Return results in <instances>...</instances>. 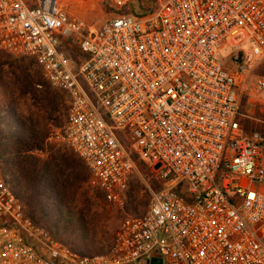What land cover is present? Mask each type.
<instances>
[{
  "label": "built area",
  "instance_id": "1",
  "mask_svg": "<svg viewBox=\"0 0 264 264\" xmlns=\"http://www.w3.org/2000/svg\"><path fill=\"white\" fill-rule=\"evenodd\" d=\"M108 1L118 11L137 2ZM227 43L250 48L234 71L217 56ZM0 51L34 59L67 95L53 139L84 162L105 201L122 200L136 157L162 182L104 254L84 256L27 216L0 135V264H264V136L239 124L246 76L264 66V0H165L98 28L60 0H0ZM254 85L264 99V75Z\"/></svg>",
  "mask_w": 264,
  "mask_h": 264
},
{
  "label": "rangeland",
  "instance_id": "2",
  "mask_svg": "<svg viewBox=\"0 0 264 264\" xmlns=\"http://www.w3.org/2000/svg\"><path fill=\"white\" fill-rule=\"evenodd\" d=\"M165 0H138L134 5L124 8L122 10H111L108 0H60V2L67 7V9L75 16L83 19L88 25L95 28L120 13H132L141 15L143 11H154L159 4ZM102 7V12L97 13V9ZM238 39H233L236 42ZM246 47V48H245ZM232 46L228 43L222 46L217 54L222 61L225 68L230 71L235 70V58H240L244 50H250L248 45ZM62 51L74 64L79 65L84 60V56L79 52L75 45H69L65 42L62 45ZM26 58V59H24ZM7 60L13 63V66H21L22 63L26 65L29 78L35 84H46L50 90L54 91L60 99L61 112L56 114L57 124L50 127V143L60 148L62 152L74 159L80 161L84 166V162L73 152V150L65 143L58 142L53 139V134L64 127L67 119L68 97L48 83L43 76V73L37 62L30 57H18L7 52L0 51V60ZM264 75V66L258 65L247 76L245 83L242 86L240 93V112L241 117L239 124L245 132H257L264 136V99L260 96L254 85L255 77ZM16 80L4 77L0 80V135L4 142H7L6 136L11 130L16 129L19 119L26 117L24 103L20 97L18 89L14 84ZM38 85H36L37 87ZM128 142V140H126ZM45 156L46 153L44 154ZM136 161L140 160L136 157ZM137 165L139 175L132 180L130 187L124 193L120 202L110 203L104 199H94V192H98L96 181L90 172L89 186L86 185L78 192L79 204L82 203L84 194L89 191V196L93 205L91 206L92 218L87 221V236L76 234L72 227H69L68 232L64 234V228L68 226L64 218L68 215L65 213L63 219L58 217L55 210V205H47V217L42 214L39 215L37 224L46 230L50 231L55 238L66 244L76 252L82 254L87 252L85 256H93L96 254H104L108 245L118 231L121 223L127 217L141 216L148 208L150 200V190H157L162 187V182L159 179L156 170L149 164ZM86 167V166H85ZM87 168V167H86ZM9 179V178H8ZM10 181V180H9ZM26 211L28 207L25 206ZM80 208V207H79ZM78 208V209H79ZM73 210L72 215L75 216ZM76 217V216H75ZM63 234L65 239H69L72 244L63 242L56 234ZM69 242V243H70ZM89 242V243H88ZM79 247V249L76 247ZM84 255V254H82ZM160 264V263H153Z\"/></svg>",
  "mask_w": 264,
  "mask_h": 264
},
{
  "label": "trees",
  "instance_id": "3",
  "mask_svg": "<svg viewBox=\"0 0 264 264\" xmlns=\"http://www.w3.org/2000/svg\"><path fill=\"white\" fill-rule=\"evenodd\" d=\"M108 4L113 10L109 1ZM99 12H102V7L97 9V13ZM152 12L154 11H143L137 16L144 17ZM27 71L24 63L15 68L13 63L0 60V80L4 77L16 80L14 84L23 99L26 113L25 118L19 119L16 129L6 136L7 142L2 139L4 173L32 221L38 222V214L47 217L44 215L45 207L54 204L59 219H63L65 213L68 215L64 218L68 223L64 234L72 227L76 234L87 236V221L92 218L93 205L89 191L86 190L84 194L82 206L76 202L79 203V190L89 186L90 172L80 161L50 143L49 126L57 125L56 114L61 112L60 99L46 84H35L26 74ZM135 163L144 165L142 161L135 160ZM99 198L104 199V195L98 189V192H94V199ZM25 206L28 207L27 211ZM75 209H78L76 217L72 215ZM56 235L63 242L72 244L63 234ZM77 248L79 249L78 246ZM86 253L82 251L84 256Z\"/></svg>",
  "mask_w": 264,
  "mask_h": 264
}]
</instances>
